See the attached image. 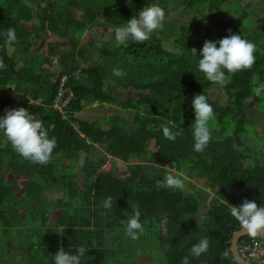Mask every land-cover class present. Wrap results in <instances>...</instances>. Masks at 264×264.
Masks as SVG:
<instances>
[{
  "label": "trees",
  "instance_id": "obj_1",
  "mask_svg": "<svg viewBox=\"0 0 264 264\" xmlns=\"http://www.w3.org/2000/svg\"><path fill=\"white\" fill-rule=\"evenodd\" d=\"M151 4L164 9L163 23L173 19L178 24L164 36L172 49L152 34L144 42L129 38L124 44H104L108 50L97 38L79 44L85 31L101 27L102 35L113 38L117 27ZM229 18L233 20L226 24ZM9 28L16 31L13 43L6 36ZM50 33L67 39V47L51 42ZM232 34L256 44V61L221 86L199 71L198 59L206 41ZM38 41L44 42L41 50L33 48ZM86 58L93 68L86 67ZM0 59L6 65L0 69V95L10 90L18 95L8 101L0 97V118L23 107L57 140L43 165L22 158L8 141L0 146V168L13 173L9 178L0 173L5 238L0 264H54L59 249L76 254L80 246L86 249L81 264H182L184 257L189 264H237L230 238L242 226L230 207L245 199L264 207V155L241 140L248 133L246 111L255 105L258 111L264 94L252 91L264 83V0H0ZM45 65L61 67L54 80ZM114 68L124 75L114 76ZM62 75L70 76L72 92L63 114L52 108ZM211 90L226 97L224 105L211 99ZM198 94L208 98L215 114L209 122L212 138L203 152L193 150L191 128L192 100ZM92 103L117 106L133 119L111 116L89 123L81 118ZM162 125L181 134L168 140ZM97 149L123 163L125 172L118 173L103 155L97 157ZM81 154L85 156L79 163ZM169 174L180 176L185 188L158 187ZM197 183L212 196L199 192ZM46 192L61 195L48 201ZM108 196L112 208L103 206ZM136 210L144 232L133 240L126 234V222ZM204 237L208 250L193 257L192 246ZM252 238L261 236H244L238 243ZM143 254L152 263L142 262Z\"/></svg>",
  "mask_w": 264,
  "mask_h": 264
},
{
  "label": "clouds",
  "instance_id": "obj_2",
  "mask_svg": "<svg viewBox=\"0 0 264 264\" xmlns=\"http://www.w3.org/2000/svg\"><path fill=\"white\" fill-rule=\"evenodd\" d=\"M164 20V9L157 4H151L140 10L138 16L129 19L125 26L117 27L115 40L120 44H124L129 38L136 42L147 41L154 31L162 28ZM6 36L9 43L15 42V29L9 28L6 31ZM191 52L196 56L195 49H192ZM255 52L256 44L242 38L241 35L232 34L218 42L206 41L201 50L202 58L198 59V69L208 81L226 86L231 82V75L250 69L255 64ZM5 67L3 60L0 59V69ZM113 75L122 77L124 72L114 68ZM252 91L256 96H260L264 93V83L254 87ZM192 108L195 113L194 123L191 126L194 138L193 150L203 152L212 138L209 122L214 120L215 114L204 94H198L193 98ZM161 127L163 136L168 140H175L181 134L166 125ZM0 131L6 136L13 150L33 164H47L57 146L56 138L49 137L43 121L35 118L23 107L8 110L0 118ZM157 186L183 190L185 182L180 176L169 174L163 181H158ZM103 206L112 208L111 196L104 200ZM230 213L248 235L251 237L264 236V207L245 199L240 206L231 205ZM143 232L140 212L136 210L126 222V234L136 240ZM208 248L209 239L204 237L192 246L191 254L193 257H199ZM85 252L86 249L83 246L76 249V254H71L61 248L54 255V264H81V257L85 255ZM182 264H189L187 257L182 258Z\"/></svg>",
  "mask_w": 264,
  "mask_h": 264
},
{
  "label": "rangeland",
  "instance_id": "obj_3",
  "mask_svg": "<svg viewBox=\"0 0 264 264\" xmlns=\"http://www.w3.org/2000/svg\"><path fill=\"white\" fill-rule=\"evenodd\" d=\"M253 2L255 0H252ZM27 3H29V0H27ZM31 4V3H30ZM176 8H178V6H175L173 8V12L174 15L176 14ZM181 8V7H180ZM186 15V13H184ZM57 15V14H56ZM185 15H182L181 19H185ZM187 16V15H186ZM260 15L256 16L259 17ZM226 22V24H229L233 19L229 18L228 20L224 19ZM173 25L175 28H178V24L176 22V20L174 21L173 19L170 22H166L163 23V26L161 29L156 30L152 33V35L159 37L160 39L162 38L164 41V45L169 48L172 49L173 48V44L171 41H166L164 36H169L171 35V31L173 28ZM32 25H28L29 29H31ZM105 29L101 28H97L94 31L88 30L85 31L84 34L82 35V37L80 38V45H85L90 41H94L97 38V42L98 45L100 43H102V47L106 48L107 50L109 49L108 47L110 45H113V43L115 45H118V42L115 40V36L113 38H109L106 35H102L105 34ZM55 33H50L52 39L51 42H54L58 45H64L65 47H67L68 45V40L65 38H60L59 36H57ZM101 41V42H100ZM104 44L109 45V46H104ZM44 45V42L42 41H38V43L36 45L33 46L34 49H38L40 48V50L42 49ZM78 45V46H80ZM101 46V44H100ZM85 65L87 68H93L94 64L93 62L90 60V58H86L85 59ZM43 69L45 70L46 73L48 74H52L53 78L52 80H54L56 78V76L58 75L59 70L61 69V67H49L47 65H45L43 67ZM77 73V77L80 78V75H78ZM80 82H82L81 79H79ZM15 84V83H12ZM106 85H109L108 83H106ZM11 89L13 88L12 85ZM211 99L212 100H216V102L218 103V105H224L226 97L224 95L221 94V92L219 90H211ZM1 98L5 99L6 101L11 100V99H15L18 97L17 93L15 95V93L10 90L9 92H7L4 95H0ZM261 101L259 102V109L258 111L256 110V105L251 107L248 111H246V116H245V125H244V129L246 131H248V133H245L241 136V140L243 142V144H246L249 148H251L253 151H259L260 155H264V148L261 149L259 148V146H262V142H264V94L261 97ZM18 102H21V99H18ZM247 102H249V100H247ZM114 109H112L110 106H100L97 103H92V104H88L85 106L84 108V115L81 119L88 121L89 123L94 122V121H101L103 118H108L111 116H116L119 118H123L128 122H131L133 119V115L131 112L129 111H124L121 110L119 107L117 106H113ZM81 115H79L78 117H80ZM263 133V134H262ZM260 137V140L263 141H258L257 138ZM7 138L6 136H4L3 132L0 131V146H4L5 143L7 142ZM152 149V148H151ZM153 150V149H152ZM96 156H102V149H97V151L95 152ZM84 154H81L80 159H79V163L83 162L84 160ZM103 157L105 158L106 162L111 164L112 166H114L115 168H117L118 173L119 172H125V165L123 163H121L120 161L114 159V158H110L107 157L105 155H103ZM263 157V156H260ZM167 167V166H166ZM171 169H173V167H171ZM1 172H6L7 173V178L13 176L12 172H8L6 169L4 168H0V173ZM123 176V175H122ZM79 178L82 180V174H79ZM197 190L199 192H205L206 194H209V197L212 196V193L210 192L209 189H207L204 185H202V183H197ZM185 193H190L188 190L185 191ZM61 195V193H58L57 195L51 194V193H45L46 199L48 201H52L55 198H59ZM50 223L49 225L53 224V220L56 218V215H50ZM13 231V230H12ZM3 241H5V238L3 236L2 233V228H0V246L3 245ZM14 254V253H13ZM17 254V252H16ZM142 262H149L152 263V257L149 254H143L141 257Z\"/></svg>",
  "mask_w": 264,
  "mask_h": 264
},
{
  "label": "built area",
  "instance_id": "obj_4",
  "mask_svg": "<svg viewBox=\"0 0 264 264\" xmlns=\"http://www.w3.org/2000/svg\"><path fill=\"white\" fill-rule=\"evenodd\" d=\"M69 75H62L58 78V86L52 102L54 111L63 114L72 97V92L68 85ZM86 144H90L88 140ZM239 255L246 261L253 264H264V237L252 238L248 242L238 245Z\"/></svg>",
  "mask_w": 264,
  "mask_h": 264
},
{
  "label": "water",
  "instance_id": "obj_5",
  "mask_svg": "<svg viewBox=\"0 0 264 264\" xmlns=\"http://www.w3.org/2000/svg\"><path fill=\"white\" fill-rule=\"evenodd\" d=\"M248 236L246 231L242 228L235 232H233L231 238H230V253L232 254L233 259L237 264H253L246 260H244L238 253V245H239V239ZM264 237V236H261Z\"/></svg>",
  "mask_w": 264,
  "mask_h": 264
}]
</instances>
